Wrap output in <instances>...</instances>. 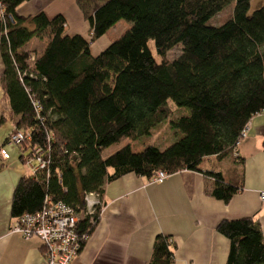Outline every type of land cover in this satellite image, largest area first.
Wrapping results in <instances>:
<instances>
[{"label": "trees", "instance_id": "obj_1", "mask_svg": "<svg viewBox=\"0 0 264 264\" xmlns=\"http://www.w3.org/2000/svg\"><path fill=\"white\" fill-rule=\"evenodd\" d=\"M27 1L0 0V126L12 118L28 134L16 148L19 162L39 158L44 166L17 180L11 220L39 212L45 200L78 214L85 195L100 199L105 184L126 174L149 180L235 153L247 122L264 112V5L248 13L250 0H75L88 27L82 37L65 34L61 15L18 16ZM230 4L223 23L208 24ZM120 20L129 28L91 55V45ZM32 38L45 40L39 54L23 49ZM177 46L180 54L167 61ZM163 123L178 137L169 146L135 152L127 144L102 156ZM261 144L264 152V138ZM237 190L214 180L205 194L226 204ZM100 208L77 222V253ZM215 232L228 241L224 264H264L253 217L222 219ZM173 250L168 236L156 235L147 264H171Z\"/></svg>", "mask_w": 264, "mask_h": 264}, {"label": "crops", "instance_id": "obj_2", "mask_svg": "<svg viewBox=\"0 0 264 264\" xmlns=\"http://www.w3.org/2000/svg\"><path fill=\"white\" fill-rule=\"evenodd\" d=\"M39 12L47 18L61 15L66 35L87 36L75 0H29L16 9L20 17ZM74 24L82 27L74 29ZM29 43L23 49L37 54ZM1 98L0 90V108ZM13 128L12 118L0 126V148L8 154L7 160L0 159V264H44L36 239L23 240L9 231L12 192L28 173L17 150L6 149ZM263 138L264 112L247 122L235 153L206 157L197 167L167 175L160 183L126 174L105 184L98 222L70 264H147L156 235L168 236L174 245L171 264H224L228 241L215 232L222 219L253 217L264 239V200H259L264 192ZM214 180L238 188L228 203L205 194Z\"/></svg>", "mask_w": 264, "mask_h": 264}, {"label": "built area", "instance_id": "obj_3", "mask_svg": "<svg viewBox=\"0 0 264 264\" xmlns=\"http://www.w3.org/2000/svg\"><path fill=\"white\" fill-rule=\"evenodd\" d=\"M245 127L241 132L244 136ZM28 134L15 128L7 135L5 145L17 148ZM238 145V143H237ZM0 159L7 160L8 154L0 148ZM39 158L26 159L24 167L34 172L43 168ZM167 175L156 172L149 180L150 183H160ZM259 200H264V192L259 193ZM100 199L96 194H87L83 197V211L75 214L69 207L61 203L44 201L42 209L34 214H25L12 220L10 232L19 235L23 240L36 239L40 244L44 264H70L78 254L80 237L76 234L77 222L83 217H91Z\"/></svg>", "mask_w": 264, "mask_h": 264}, {"label": "rangeland", "instance_id": "obj_4", "mask_svg": "<svg viewBox=\"0 0 264 264\" xmlns=\"http://www.w3.org/2000/svg\"><path fill=\"white\" fill-rule=\"evenodd\" d=\"M263 5H264V0H250L248 13H251L252 11L258 9L260 6H263ZM232 7H233V4H230V5L226 6L225 8H223L222 11H220L218 14H216L212 18H210V20L208 21V24L211 26H216V25H220L221 23H223L225 21V19L229 17V14L232 11ZM72 27L74 29H79L82 26L78 25V24H74V26H72ZM127 28H129V23H126L123 20L118 21L113 27H111L105 33V35L100 37L97 42L95 41L91 45V48H90L91 52L92 53L93 52L99 53V51L101 49L105 48L106 45L108 43H110L111 41L117 39ZM66 31L69 32V30H66ZM78 32H76V33H78ZM80 33H84V32L81 31ZM29 42H31V43H29L28 45L31 46L34 50H36L37 54H39L41 51V48L45 46V40L44 39L32 38ZM98 46L100 47V49L98 48ZM147 47H148L151 55L153 56V58L158 62L159 59L157 58V56L154 52L153 43L151 41H148ZM32 53H34V52L32 51ZM179 54H180V47L179 46L174 47L166 53L165 59L167 61H171V60L175 59ZM166 106L170 110H173V111L176 110L173 103L169 100L166 102ZM177 138H175L173 132L169 130L168 125L166 123H163L157 129H155L152 132V135L150 137L140 138V139L135 140V141H130V140L124 139V140L120 141V143L118 145L110 146L109 148L105 149L102 152V156L105 157V156L113 153L114 151L118 150L119 148H121L127 144L130 145L135 152L141 151L143 149V147L148 146V145H155L157 147L163 148V147L169 146ZM6 147H7L6 149H8V150L10 148L12 151H16V148L13 146L6 145Z\"/></svg>", "mask_w": 264, "mask_h": 264}]
</instances>
